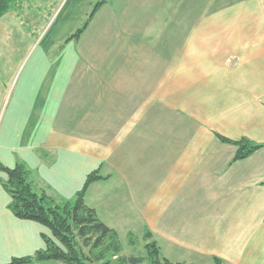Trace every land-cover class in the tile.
Returning a JSON list of instances; mask_svg holds the SVG:
<instances>
[{
  "label": "crops",
  "instance_id": "0c3cea01",
  "mask_svg": "<svg viewBox=\"0 0 264 264\" xmlns=\"http://www.w3.org/2000/svg\"><path fill=\"white\" fill-rule=\"evenodd\" d=\"M105 6L119 51L87 55L92 69L30 73L12 95L0 162L15 167V151L28 165L44 159V140L27 130L43 123L47 75L60 103L63 76L86 79L85 96L74 98L83 117L64 121L85 134L55 137V175L99 170L106 179L89 187L86 203L120 237L138 229L145 239L148 230L175 264H264V146L234 161L237 147L218 137L264 145V0H112L98 11ZM15 79L4 85L0 77V117ZM10 202L0 183L3 264L34 255L50 235L16 218Z\"/></svg>",
  "mask_w": 264,
  "mask_h": 264
},
{
  "label": "rangeland",
  "instance_id": "374dc122",
  "mask_svg": "<svg viewBox=\"0 0 264 264\" xmlns=\"http://www.w3.org/2000/svg\"><path fill=\"white\" fill-rule=\"evenodd\" d=\"M110 1L112 0H13V8L5 15L3 25H0V77H2L4 85H9L11 76L16 75L0 117V126L2 125L3 129L0 133V139L7 127L9 115L14 110V102H11L12 95L15 91L19 93L22 90L24 80L30 73L34 71L52 73L58 70L67 72L90 69L91 63H87L86 56L94 57L97 53H101L102 48L106 50V53L114 50L113 54L116 55L119 51L117 41L120 30L116 20L114 22L108 17L105 18V14L108 15L106 6L104 10L95 14L96 17L91 20L89 28L85 30L79 42L73 40L65 43L70 36L84 27L98 3ZM227 4L223 1V6ZM116 16H118L117 12ZM136 36L137 39L145 40V36L141 32ZM107 38L109 41L105 44ZM76 56L78 57L77 60L73 58ZM84 80H81L80 83H74L72 78L63 76L62 93L65 95L67 92L68 97L65 102L60 103L56 100L59 95L57 83L54 87L51 84L48 87L49 78L48 75L46 76V103L43 123L40 122L39 126L30 123L27 130V133L35 136V139L44 140V143L41 144L44 159L42 158L38 166H33L32 163L28 165L23 161L21 151H15V157L18 159L16 162L26 166L29 181L34 191L39 195L46 194L59 203L74 201L76 193L82 189L87 178V175L80 176L81 172L79 171L75 174H65V180L59 178L63 175H55L54 167L58 163L57 157L61 149L59 148V151L53 147L55 137L61 136L62 139H66L85 134V126L81 127L71 125L70 122H64L68 117L71 121L77 119L78 115L83 117L85 109L79 105L76 106L74 98L78 95L85 96L86 81ZM74 91H76L75 94ZM78 112L83 113L79 114ZM51 175L52 179L53 175L56 176L55 183L51 179ZM62 182H65L64 189H61ZM89 198L90 205L97 206L102 212L100 203H93L91 197ZM123 224L126 223L123 222ZM44 229L50 234L49 229L46 227ZM136 232L134 236L135 247L128 248L127 245L130 241L128 234L124 233L120 237L126 248V253L131 256L146 257L144 264H151L150 260L147 259L148 251L146 248L150 242L146 239V234L149 231L145 232V239L141 236L143 232H139L138 229ZM0 264L3 263L0 261Z\"/></svg>",
  "mask_w": 264,
  "mask_h": 264
},
{
  "label": "trees",
  "instance_id": "16d2710c",
  "mask_svg": "<svg viewBox=\"0 0 264 264\" xmlns=\"http://www.w3.org/2000/svg\"><path fill=\"white\" fill-rule=\"evenodd\" d=\"M102 4L98 3L84 27L70 36L65 43L80 39ZM13 6V0H0V19L7 15ZM218 137L221 141L237 147L234 161L244 160L264 146L245 138L234 141L220 135ZM0 172L7 176V179L0 180V183L11 198L8 208L14 216L20 220L36 222L50 231V235L42 234L45 248L31 256L12 258L8 264H35L44 261L64 264H142L146 260V257L142 256L127 257L123 253L119 233L105 224L97 211L86 203L89 187L106 179L99 175V170L87 175L74 201L64 203L56 202L46 194H37L23 164L9 168L0 162ZM146 239L150 240L146 248L147 259L151 264H175L162 255L150 232H147ZM129 240L130 244H135L132 234L129 235ZM214 260L215 264H223L221 259Z\"/></svg>",
  "mask_w": 264,
  "mask_h": 264
}]
</instances>
